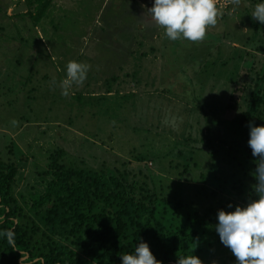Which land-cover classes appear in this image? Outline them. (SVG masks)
<instances>
[{"label": "rangeland", "instance_id": "374dc122", "mask_svg": "<svg viewBox=\"0 0 264 264\" xmlns=\"http://www.w3.org/2000/svg\"><path fill=\"white\" fill-rule=\"evenodd\" d=\"M26 1L0 0V159L19 169L16 198H26L58 152L69 167L120 171L124 166L138 180L149 174L168 201L157 215L166 227H184L194 214L216 212L230 199L188 190L198 174L214 172L227 188L240 181L255 192L257 164L247 159L233 124L243 110L240 94L218 111L231 90L226 79L237 74L236 83L250 88L264 70V25L252 17L247 0L238 7L217 0L223 15L199 43L172 41L163 28L146 25L143 15L154 0H51L35 26L24 15L32 13ZM251 22L257 31L248 27ZM69 61L90 68L84 83L63 96L59 85ZM112 76L116 80L106 95ZM173 117L175 127L165 123ZM202 117L213 124L214 134L220 131L223 144L213 142L214 156L204 154ZM186 156L194 166L178 179Z\"/></svg>", "mask_w": 264, "mask_h": 264}, {"label": "trees", "instance_id": "16d2710c", "mask_svg": "<svg viewBox=\"0 0 264 264\" xmlns=\"http://www.w3.org/2000/svg\"><path fill=\"white\" fill-rule=\"evenodd\" d=\"M50 1H26L32 13L25 12L24 15L34 26L46 15ZM247 1L252 8L264 3V0ZM248 27L257 31L256 22H251ZM252 70L251 64L244 69L247 76ZM259 73L250 88L243 82L236 83L239 80L237 74L226 79L231 90L218 110L227 109L226 104L232 101L233 94H240L243 110L233 124L243 141L242 149L247 159L254 158L255 162L259 158L252 156L248 146V125L264 126V70ZM115 80L112 76L107 81L106 95L110 94L109 83ZM202 118L209 151L204 154L214 156L218 150L213 147V142L223 144L220 131L214 134L213 124ZM178 156H182L180 152ZM189 156H186V163L180 165L182 172L177 173L176 178L194 166L189 165L192 160ZM61 157V152L49 157L47 170L41 172L36 183L29 187L26 198L14 195L18 186V167L0 159V264H122L121 256L134 254L135 247L141 242L149 246L161 264H177V258L190 254L199 258L202 264L236 263L234 255L225 254L223 247L226 246L215 231L217 213L220 210L232 212L237 206L243 208L247 201L258 199L252 188L240 181L227 188V182L214 172L205 176L198 174L195 180L201 182L200 185L197 181L191 182L188 190H198V194L204 193L211 198L224 193L230 199H225L216 212L206 209L201 214H194L184 227H166L157 215L168 201L159 196L149 174L138 180L130 176L124 166L120 171L115 168L79 169L61 164ZM156 161L153 162L155 166ZM252 168L256 170L255 165ZM143 170L149 173L145 167ZM143 170L138 172L141 174ZM252 181L257 184L255 178ZM176 206L182 205L177 203ZM9 233L14 245L9 243Z\"/></svg>", "mask_w": 264, "mask_h": 264}, {"label": "clouds", "instance_id": "9594fccd", "mask_svg": "<svg viewBox=\"0 0 264 264\" xmlns=\"http://www.w3.org/2000/svg\"><path fill=\"white\" fill-rule=\"evenodd\" d=\"M230 3L238 7L241 0H230ZM232 11L235 12L236 7ZM222 15L217 0H154L153 6L143 16L146 17V25L163 28L166 38L172 41L186 39L199 43L206 38L207 29L216 26ZM252 17L264 25V3L255 5ZM89 68L87 64L69 61L66 78L59 85L61 94L68 96L74 84L81 86ZM165 123L175 127V118L166 119ZM248 127V146L252 156L259 158L254 174L257 180L254 191L258 199L249 202L246 207L237 206L232 212L218 211L215 231L238 264H264V126L253 127L249 124ZM7 235L9 243L14 245L12 234ZM121 260L122 264H161L143 242L135 247L134 254H124ZM177 264H202V261L190 254L177 258Z\"/></svg>", "mask_w": 264, "mask_h": 264}]
</instances>
